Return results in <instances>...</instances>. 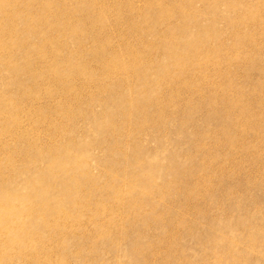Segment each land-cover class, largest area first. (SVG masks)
Segmentation results:
<instances>
[{"label": "rangeland", "instance_id": "rangeland-1", "mask_svg": "<svg viewBox=\"0 0 264 264\" xmlns=\"http://www.w3.org/2000/svg\"><path fill=\"white\" fill-rule=\"evenodd\" d=\"M3 4L0 264H264V0Z\"/></svg>", "mask_w": 264, "mask_h": 264}, {"label": "bare ground", "instance_id": "bare-ground-1", "mask_svg": "<svg viewBox=\"0 0 264 264\" xmlns=\"http://www.w3.org/2000/svg\"><path fill=\"white\" fill-rule=\"evenodd\" d=\"M0 5H4V4H3V0H0ZM2 10H3V8L0 7V11H2ZM35 33H40V32H39V30H35ZM62 35H64V33H63ZM23 42H24V43H27V39H25ZM9 61H10V60L7 59L5 63H8Z\"/></svg>", "mask_w": 264, "mask_h": 264}]
</instances>
